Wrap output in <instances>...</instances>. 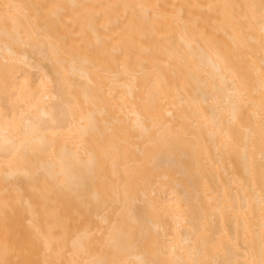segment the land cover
Masks as SVG:
<instances>
[{
	"label": "bare ground",
	"instance_id": "bare-ground-1",
	"mask_svg": "<svg viewBox=\"0 0 264 264\" xmlns=\"http://www.w3.org/2000/svg\"><path fill=\"white\" fill-rule=\"evenodd\" d=\"M0 264H264V0H0Z\"/></svg>",
	"mask_w": 264,
	"mask_h": 264
}]
</instances>
